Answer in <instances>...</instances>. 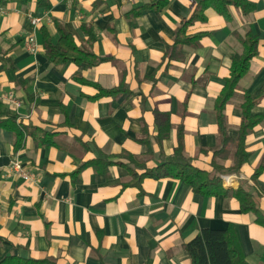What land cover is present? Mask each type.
Returning <instances> with one entry per match:
<instances>
[{"label": "crops", "instance_id": "0c3cea01", "mask_svg": "<svg viewBox=\"0 0 264 264\" xmlns=\"http://www.w3.org/2000/svg\"><path fill=\"white\" fill-rule=\"evenodd\" d=\"M50 1L47 10L37 9L34 0L0 2V118L48 133L45 139L26 135L15 145L12 132L0 127V258L190 264L183 244L209 227L231 228L245 264H264V0H250L256 9L247 15L231 6L229 19L207 7L204 19L185 31L201 34L198 45H184L173 56L168 46L176 28L200 0H169L163 9L149 6L151 0ZM142 6L135 18L126 15ZM28 13L42 17L36 54L24 47ZM53 19L78 44L87 38L82 26L89 25L91 50L102 60H48L40 27L55 42ZM249 30L258 36V53L235 89L242 84V99L230 102L234 92L224 113L235 137L248 94L257 100L251 114L261 120L246 138L247 160L233 183L222 185L243 186L258 212L242 210L234 195L194 193L179 178L134 176L142 168H134L129 156L157 165L177 146L178 135L194 165L212 169L214 103ZM92 84L126 88L94 97ZM8 92L21 100L17 110L2 98ZM14 157L31 179L9 169Z\"/></svg>", "mask_w": 264, "mask_h": 264}, {"label": "trees", "instance_id": "16d2710c", "mask_svg": "<svg viewBox=\"0 0 264 264\" xmlns=\"http://www.w3.org/2000/svg\"><path fill=\"white\" fill-rule=\"evenodd\" d=\"M4 0H0L2 2ZM29 0H20V3H28ZM149 6L156 9H163L169 0H151ZM37 9H49L52 6L50 0H34ZM148 6V5H144ZM128 11L126 15L133 19L141 13L142 8ZM234 7L242 14L247 15L256 9V4L250 0H200L191 16L183 18L176 28L173 43L168 46L169 55L174 53L184 45L197 46L201 34H186V28L195 20L204 19V10L213 7L216 12L226 19L230 18L229 8ZM58 34L54 42L47 28L40 27L42 32V48L46 58L52 62L72 61L75 63L84 62L88 65H95L102 59L96 57L91 50L90 41L95 39V35L89 25L82 27L86 31L87 38L77 43L73 35L66 30L62 24L53 19ZM243 51L234 53L231 56L230 76L225 80V84L214 103V111L217 122L216 143L212 147V157L210 164L212 169L207 171L194 165L192 158L186 156L183 149L181 135H178V144L173 151L161 159L157 165L147 167V158L129 156L134 168H142L141 173L134 172V176H149L152 178L174 177L183 180L192 191L201 195H234L241 202V209L244 211L258 212L253 200L248 192L239 186L236 189L224 187L222 185V175L238 173L241 165L247 160L249 152L246 150V138L253 128L260 122V115H252L251 108L257 102L254 97L245 94L240 107L242 110L241 123L235 137L228 132V124L224 113L228 100L233 96L239 79L248 69L250 59L258 53L259 39L251 30L242 40ZM81 79L80 77H76ZM84 82H88L85 80ZM91 84V83H90ZM97 92L94 97L100 95H116L126 87L103 88L100 85L92 84ZM168 124L167 117L164 124ZM162 125V122L160 123ZM0 127L8 129L15 138V145H19L26 135L41 137L45 139L47 132L30 125L17 123L14 117L1 119ZM229 162V164H227ZM256 169L253 176L260 171ZM183 247L189 254L190 264H245L242 249L238 243L236 235L231 228L216 229L204 227L187 242ZM0 264H56L55 259L46 257L40 260L23 259L15 254L5 255L0 258Z\"/></svg>", "mask_w": 264, "mask_h": 264}, {"label": "built area", "instance_id": "2783aa9c", "mask_svg": "<svg viewBox=\"0 0 264 264\" xmlns=\"http://www.w3.org/2000/svg\"><path fill=\"white\" fill-rule=\"evenodd\" d=\"M28 18L31 24V30L24 39V47L27 52L36 54L39 50V45L36 40V30L42 21V17L28 13ZM2 98L16 110L21 105V100L13 92L4 94ZM9 169L24 179H31L30 173L23 167L22 163L17 157H14L10 161ZM235 177V173L222 175L223 183L232 184Z\"/></svg>", "mask_w": 264, "mask_h": 264}, {"label": "rangeland", "instance_id": "374dc122", "mask_svg": "<svg viewBox=\"0 0 264 264\" xmlns=\"http://www.w3.org/2000/svg\"><path fill=\"white\" fill-rule=\"evenodd\" d=\"M242 84L239 85V89L235 92L234 96L230 99V102L239 103L242 99Z\"/></svg>", "mask_w": 264, "mask_h": 264}]
</instances>
